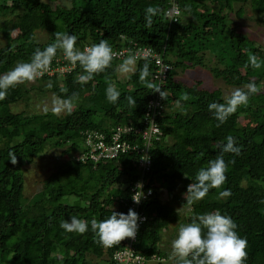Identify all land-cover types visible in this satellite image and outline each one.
Here are the masks:
<instances>
[{
    "label": "trees",
    "instance_id": "1",
    "mask_svg": "<svg viewBox=\"0 0 264 264\" xmlns=\"http://www.w3.org/2000/svg\"><path fill=\"white\" fill-rule=\"evenodd\" d=\"M175 1L181 15L171 22L164 16L168 0H69L67 7L51 0H0V36L4 40L0 75L18 61H29L36 48L43 50L53 43L55 31L75 34L81 50L102 39L113 50L131 48L133 42L151 46L170 69L161 82L152 75L148 78L165 91L167 99L160 100L155 118L160 131L149 147L150 166L143 173L152 194L140 205L146 218L132 244L135 251L144 262L154 260L151 255L163 260L168 257L159 246V231L178 219V210L171 203L188 206L181 193L195 182L197 171L215 158L216 146L231 135L242 152L225 154L226 162L235 161L229 163L226 182L191 205L192 213L183 220L187 224L193 216L219 210L235 221L236 231L247 240L245 264H264V66L245 68L249 53L264 62V50L238 30L236 20L243 15L242 5L248 3L255 20L264 23V0ZM186 4L191 5L190 13L185 11ZM149 6L161 9L150 30L145 28ZM38 31L46 35L42 41L34 37ZM128 54L117 57L111 68L81 85L76 77L82 68L58 51L50 72L28 87L21 84L9 89L7 98L0 101V264H115L112 254L123 241L111 248L101 246L90 222L106 219L113 210L127 214L130 184L141 175L136 162L139 153L119 151L95 162L84 155L88 144L98 140L94 134H102L107 142L118 125L142 126L145 103L155 93L139 80L145 59H137L135 71L123 80L117 78L118 65ZM206 54L211 65L205 64ZM148 62L153 74V62ZM196 66L207 67L228 86L243 87L255 80L261 90L217 127L208 105L224 102L221 91L199 87V81L187 85L174 79L178 69ZM48 81L53 83L50 89ZM109 83L121 93L115 104L106 98ZM61 87L68 89V95L87 94L92 105L77 104L72 114L61 116L6 110L8 104L27 99L30 90L64 96ZM184 93L190 99L181 101L187 111L181 115L176 101ZM129 95L136 99L135 109L125 99ZM120 139L142 145L136 134L122 133ZM46 150H58L53 170L28 200L23 195V168ZM10 151L17 156L15 165L9 160ZM226 189L231 196L220 198L219 193ZM162 190L167 192L165 200ZM71 216L88 221L89 230L81 235L62 229L61 221Z\"/></svg>",
    "mask_w": 264,
    "mask_h": 264
},
{
    "label": "clouds",
    "instance_id": "2",
    "mask_svg": "<svg viewBox=\"0 0 264 264\" xmlns=\"http://www.w3.org/2000/svg\"><path fill=\"white\" fill-rule=\"evenodd\" d=\"M185 11L191 12L190 4L185 5ZM160 13L161 9L158 7L149 6L145 9L146 29L150 30L152 28L153 17ZM176 14L177 9L174 6L167 13L169 21H178L175 19ZM180 15L179 10L178 16ZM53 35L55 37L53 43L48 44L43 50L36 48L29 61H18L13 68L0 75V101L7 98L9 89L25 83H34L43 77L50 70L52 61L58 51L62 52L64 58L72 65L79 64L82 68V74L76 77V82L81 85L88 83L94 76L111 68L113 60L121 55L113 50L107 39L85 46L81 50L77 47L78 37L75 34L55 31ZM136 61L137 56L129 50V54L118 65V71L124 75L134 72ZM248 66H251L254 70L260 69L264 66V62L260 61L257 55L249 53L248 63L245 68ZM151 75L148 59L145 58V63L139 71V80L151 92L159 93L160 97L166 100L165 91L148 79ZM46 87L52 88V81H48ZM260 90L255 80H251L243 87L233 89L230 94L224 97L223 103H210L208 110L218 121L216 126L219 127L226 123L228 118L238 108L248 105L250 97L258 94ZM59 91L65 95L54 94L50 104L47 101L43 102L42 111L45 114L51 112L55 116L70 115L76 108L79 101V93L72 92L68 95L66 87H61ZM120 95L121 93L115 85L109 83L106 88L108 102L117 103ZM125 99L131 108H136L137 103L133 96H126ZM189 99V94H182L180 100L176 101V107L183 111L181 101H188ZM225 139L226 143H220L216 146L219 152L215 158L209 160L206 167H201L196 173L195 182H191L187 186V190L183 195L188 206L204 199L210 189L221 188L226 182L229 163L234 164L235 161L226 162L224 156L227 153L240 155L242 146H238L237 140L231 135ZM9 157L13 165L18 163L14 152L10 151ZM141 188L142 184L138 183L137 189ZM231 194V190L226 189L219 193V197L227 198ZM143 195V192L138 190L132 196V199L139 204ZM140 220L141 217L133 209H129L127 214L113 210L106 219L98 221L93 218L90 222V227L91 231L98 237L97 242L105 248H111L120 245L125 239L134 240L138 232V221ZM60 227L66 232H75L83 235L89 230V222L76 216H71L70 220H62ZM237 227L238 225L230 216L222 214L219 210L193 216L191 222L179 225L178 235L171 242L169 258L172 264H245L248 257V244L246 238H242L236 231Z\"/></svg>",
    "mask_w": 264,
    "mask_h": 264
},
{
    "label": "rangeland",
    "instance_id": "3",
    "mask_svg": "<svg viewBox=\"0 0 264 264\" xmlns=\"http://www.w3.org/2000/svg\"><path fill=\"white\" fill-rule=\"evenodd\" d=\"M51 3H57L59 5L68 6L69 0H51ZM238 4L234 5V8H237ZM244 10L243 15L239 17L237 20L238 30L243 32L244 35L252 40L256 45L261 47L264 50V23L258 22L255 20L254 16H252V11L249 7L248 3L242 5ZM16 9L15 11H17ZM233 16V13H230ZM9 17V15H6ZM11 17V16H10ZM1 19V17H0ZM14 35V32H12ZM36 40L42 41L46 35L43 31H38L34 35ZM4 42L3 38L0 36V44ZM205 64L211 65L212 61L210 55L205 56ZM128 75V74H127ZM126 75L121 74L119 71L117 72V78L123 80ZM174 79L183 84H191L195 81H199V87L205 89H219L222 93V96L230 94V92L235 89L233 86H228L222 82V80L218 77H215L214 74L207 68L196 66L192 69H186L184 71H180L179 69L176 71ZM32 83L22 84L23 87H28ZM55 93L47 92V93H39L34 90H30L27 95V99L14 101L6 106V110L10 112H23V113H37L42 112V104L47 101L49 104L51 102V98ZM56 95L63 96L62 94L56 93ZM91 99L89 96L83 95L79 97V101L77 104L80 105H92L90 103ZM90 103V104H89ZM186 110L181 112V115L186 114ZM61 116V115H60ZM58 154V150H49L44 151L38 157H36L31 163H28L23 168V195L26 199L30 200L33 198L34 193L39 190L41 180L46 177L49 172L53 170V166L55 164V157ZM3 161H0V165ZM183 191L181 196L184 197ZM167 192L162 190L161 198L165 200ZM172 206H175L178 210V219L175 223L169 224L167 227L160 229V248L168 253V257H166L163 261L158 262L155 260H148L144 264H172L170 260L171 253V242L178 235L179 225L185 224L183 218L188 214L192 213V206H181L179 203H171ZM93 260V259H92ZM96 261V260H95ZM96 264H102L101 262L96 261Z\"/></svg>",
    "mask_w": 264,
    "mask_h": 264
},
{
    "label": "built area",
    "instance_id": "4",
    "mask_svg": "<svg viewBox=\"0 0 264 264\" xmlns=\"http://www.w3.org/2000/svg\"><path fill=\"white\" fill-rule=\"evenodd\" d=\"M175 6L177 9V14L175 15V19L178 16L179 9L176 5L175 0H168V5L164 10V15L168 19L167 13ZM174 20H171V22ZM129 50L133 54L137 56V59H149L153 62V78L157 82H161L165 79L170 66L168 63L164 62L162 59V55L155 51L151 46L148 45H137L133 42V46L128 48L124 46L121 49L114 50L117 53L121 54L118 57L129 53ZM52 70V68H50ZM62 69V68H61ZM50 72V70H49ZM161 97L158 93L152 95L151 98L148 99L145 105V111L141 118L142 126L132 127L125 125H118L115 127L114 131H112L109 135V139L107 142L102 140V134H94L98 140L96 142L90 143L89 149L87 150L85 157H89L93 162L97 161L99 158L104 157H113L119 151L125 152L126 150H130L136 153H139L136 162L137 165L141 169V175L138 179L134 180L130 184V196L128 199L127 207L129 209H133L135 212L139 214L141 220L138 221L139 226L145 221V214L142 210H140L141 202L147 199L152 194L151 183L147 184V181L143 179V173L147 172L150 166V157H149V147L152 144L153 140L157 139L159 134V126L155 120L156 115L159 113V109L161 108ZM124 134H136L142 140L141 147H138L134 143H130L120 139V135ZM142 184L141 189H137V184ZM142 191L143 197L140 200V203L137 204L133 201L132 196L136 191ZM135 240V239H134ZM133 239H125L121 246L113 252L112 258L115 261V264H142L145 261V258L137 253L133 247ZM150 259H154L156 261H162L163 259L160 257H156L154 255L150 256Z\"/></svg>",
    "mask_w": 264,
    "mask_h": 264
},
{
    "label": "crops",
    "instance_id": "5",
    "mask_svg": "<svg viewBox=\"0 0 264 264\" xmlns=\"http://www.w3.org/2000/svg\"><path fill=\"white\" fill-rule=\"evenodd\" d=\"M144 263H145V262H144ZM144 263H143V264H144Z\"/></svg>",
    "mask_w": 264,
    "mask_h": 264
}]
</instances>
